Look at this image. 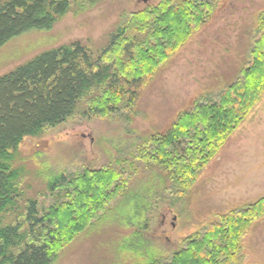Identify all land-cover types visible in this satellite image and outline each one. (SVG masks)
Listing matches in <instances>:
<instances>
[{"label":"trees","instance_id":"trees-1","mask_svg":"<svg viewBox=\"0 0 264 264\" xmlns=\"http://www.w3.org/2000/svg\"><path fill=\"white\" fill-rule=\"evenodd\" d=\"M104 1L0 0V47ZM219 1L158 0L139 12L121 11L99 50L74 42L0 77V264H53L145 170L156 171L160 198L176 201L189 193L264 95V11L248 32L242 63L218 89L177 113L166 131L135 141L131 163L37 175L41 184L29 187L25 168L14 161L24 138L40 139L71 119L130 116L147 84L210 20ZM263 220L264 194L202 224L179 249L145 264H243L242 240Z\"/></svg>","mask_w":264,"mask_h":264},{"label":"rangeland","instance_id":"rangeland-1","mask_svg":"<svg viewBox=\"0 0 264 264\" xmlns=\"http://www.w3.org/2000/svg\"><path fill=\"white\" fill-rule=\"evenodd\" d=\"M158 0H106L85 13H67L50 29L30 30L0 47V77L35 57L79 42L94 52L105 43L121 11L139 12ZM264 0H220L210 20L183 45L141 92L130 116L74 118L44 137H26L14 166L25 185L65 170L132 162L135 141L166 131L177 113L214 91L242 63L247 35ZM220 88V87H219ZM156 171L132 178L131 187L94 228L63 250L53 264H145L165 258L202 224L264 194V95L180 200L158 196ZM154 201H157L153 208ZM243 264H264V220L241 243Z\"/></svg>","mask_w":264,"mask_h":264},{"label":"water","instance_id":"water-1","mask_svg":"<svg viewBox=\"0 0 264 264\" xmlns=\"http://www.w3.org/2000/svg\"><path fill=\"white\" fill-rule=\"evenodd\" d=\"M148 1H150V0H143V3L146 4Z\"/></svg>","mask_w":264,"mask_h":264},{"label":"flooded vegetation","instance_id":"flooded-vegetation-1","mask_svg":"<svg viewBox=\"0 0 264 264\" xmlns=\"http://www.w3.org/2000/svg\"><path fill=\"white\" fill-rule=\"evenodd\" d=\"M142 2H143V0H142Z\"/></svg>","mask_w":264,"mask_h":264}]
</instances>
